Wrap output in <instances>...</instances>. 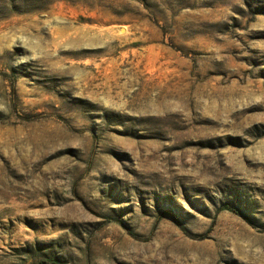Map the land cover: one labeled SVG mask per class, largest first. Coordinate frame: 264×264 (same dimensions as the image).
<instances>
[{"label": "rangeland", "instance_id": "obj_1", "mask_svg": "<svg viewBox=\"0 0 264 264\" xmlns=\"http://www.w3.org/2000/svg\"><path fill=\"white\" fill-rule=\"evenodd\" d=\"M49 258L264 264V0H0V264Z\"/></svg>", "mask_w": 264, "mask_h": 264}, {"label": "trees", "instance_id": "obj_2", "mask_svg": "<svg viewBox=\"0 0 264 264\" xmlns=\"http://www.w3.org/2000/svg\"><path fill=\"white\" fill-rule=\"evenodd\" d=\"M224 208H226V209H228L230 211H233V212H239V209L236 206L232 205V204H226L224 206ZM36 264H59V262L57 260H55V259H50L49 258V259H42L39 262H37Z\"/></svg>", "mask_w": 264, "mask_h": 264}]
</instances>
